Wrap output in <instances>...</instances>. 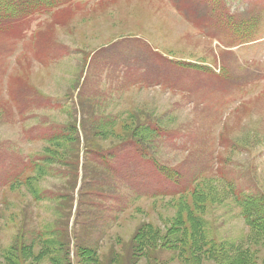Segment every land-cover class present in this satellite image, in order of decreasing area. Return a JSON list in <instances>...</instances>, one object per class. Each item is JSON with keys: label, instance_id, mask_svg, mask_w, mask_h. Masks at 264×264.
I'll use <instances>...</instances> for the list:
<instances>
[{"label": "rangeland", "instance_id": "obj_1", "mask_svg": "<svg viewBox=\"0 0 264 264\" xmlns=\"http://www.w3.org/2000/svg\"><path fill=\"white\" fill-rule=\"evenodd\" d=\"M7 1L17 8L23 0ZM76 1L19 24L0 22L3 161L20 172L14 157L46 159V174L34 167L12 188L0 182V264H264V237L246 226L223 180L235 191H264V0ZM240 82L217 91L218 83ZM63 97L69 106L55 110ZM37 98L40 108L18 119L10 101ZM106 119L103 131L96 124ZM146 122L165 130L147 141L144 156L128 153L137 172L128 187L85 161L89 147L141 140L136 128ZM68 124L77 125L76 137L57 145L24 134ZM153 156L180 178L157 176L153 162L145 164ZM197 169L201 199L170 196L191 187ZM91 176L117 189L104 186L102 206L78 217V195L88 190L81 181Z\"/></svg>", "mask_w": 264, "mask_h": 264}, {"label": "trees", "instance_id": "obj_2", "mask_svg": "<svg viewBox=\"0 0 264 264\" xmlns=\"http://www.w3.org/2000/svg\"><path fill=\"white\" fill-rule=\"evenodd\" d=\"M74 1L76 0H23L21 1L20 5L16 8L13 4L8 2L7 0H0V20L2 19H5L3 21L13 20V22H15L36 14V11L34 10L39 9L38 7L40 5L54 8L61 5H68ZM9 16L15 18L9 19ZM37 99L39 100H36L35 102L33 101L29 104L25 102L26 106L30 107L32 104H34L36 107L40 108L38 104L43 103V100H40L43 98H37ZM68 101H69L68 97H63L59 100H55V104H56L55 106H57V107L54 106L55 110L69 106L67 105ZM25 103L21 105L22 108H24ZM48 105L49 107L53 108V105H51L50 103ZM96 125L99 128H102L104 131L105 129H108V126L110 125V120L106 119L105 122L104 120L99 121V124ZM51 126L52 125H50L49 128H45L43 125H39L38 127L36 126L37 128L36 130H39V134L41 135L40 139L45 140L48 144L57 145L60 144V141H67V140L72 141V138L76 137L77 125H73V124H68L63 126L56 125L53 128ZM136 129L137 130L135 133L141 140L130 139L126 142H123L121 144H118L116 146H113L112 148L105 150L89 147L84 154L85 161L88 164L98 169H101L107 173L112 174L111 177L113 178L114 181L121 182V178L115 175L114 172L115 169L113 168H116L118 166V162L121 161L123 157L131 151L139 150L142 152L143 155H145V152L147 150L145 145L147 141L153 143L156 140L157 136H159L157 132H155L147 122L140 124ZM45 131H47V135ZM1 149H3V145H0V150ZM62 152L65 153V151ZM52 158L54 159V161H56L59 164L62 163L67 164V162L63 160V157L52 156ZM43 160L46 159L41 158L38 155L36 157L31 156L28 162L29 164H31L30 172L33 171L35 167V173L38 174V176H41L42 174H46L45 166L41 165ZM35 163H39V164H35ZM1 167H4V164H1ZM5 175L8 177L9 185L11 186V188L17 185L19 182H21V179L19 177H14L13 175H11L10 171L7 172ZM101 181H102L101 179L96 178L95 176H91L88 179V181L86 180L87 183L85 182L83 183V181H81L83 187H86V189L88 187V190L86 192H82L81 195H78L80 198L76 210V214H78V217H81L82 213L97 211L100 205L99 200L103 197L104 194H108L102 192L101 191L102 189H104L105 187H107L108 190L110 191L117 189L111 186L110 183H106L103 181L102 183L104 184H102ZM0 182L2 183L1 176H0ZM233 187L234 186L232 184H229L228 190L230 194L233 196L236 205L241 209V215L245 219L246 226L256 230L258 233H260V235L264 237V191H251V192L249 191L248 193L243 191L239 192V191H235ZM30 190L32 191V194L35 196L34 198L38 200L44 199L46 197V194H44V192H42L41 190H37V193L33 192V189ZM194 193H193L194 197L196 196L197 198L201 199L196 194V191ZM59 194H57V198H65L63 197L64 194H61V196H59ZM180 240L181 239L179 236H175V238L173 239L174 242H178ZM12 252L15 253L14 250H12ZM243 257L244 255L242 256V258ZM16 258L18 259L17 256Z\"/></svg>", "mask_w": 264, "mask_h": 264}]
</instances>
